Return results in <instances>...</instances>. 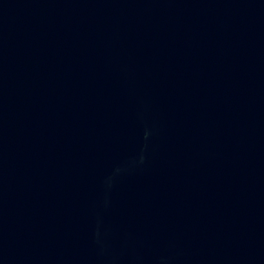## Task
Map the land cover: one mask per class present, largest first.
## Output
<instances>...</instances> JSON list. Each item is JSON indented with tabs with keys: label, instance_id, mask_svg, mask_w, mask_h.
Masks as SVG:
<instances>
[{
	"label": "water",
	"instance_id": "1",
	"mask_svg": "<svg viewBox=\"0 0 264 264\" xmlns=\"http://www.w3.org/2000/svg\"><path fill=\"white\" fill-rule=\"evenodd\" d=\"M0 264H264V0H0Z\"/></svg>",
	"mask_w": 264,
	"mask_h": 264
}]
</instances>
